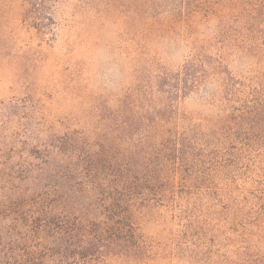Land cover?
Here are the masks:
<instances>
[{
    "label": "rangeland",
    "instance_id": "374dc122",
    "mask_svg": "<svg viewBox=\"0 0 264 264\" xmlns=\"http://www.w3.org/2000/svg\"><path fill=\"white\" fill-rule=\"evenodd\" d=\"M48 3L37 14L28 0H0V264H17L24 250L9 248L17 238L25 237L27 251L48 245L30 232L35 203L49 185L40 160L53 136L75 139V157L124 158L138 154L147 128L121 125L168 108L160 128L203 126L194 135L214 150L229 133L212 129L230 109L222 97L227 71L241 83L243 99L258 91L264 101V0ZM196 52L224 70L169 102L157 78L178 73ZM124 100L128 108L117 115ZM238 132L254 141L250 170L240 164L225 171L217 159L187 182L158 185L134 203L143 255H107L97 264H264V112Z\"/></svg>",
    "mask_w": 264,
    "mask_h": 264
},
{
    "label": "trees",
    "instance_id": "16d2710c",
    "mask_svg": "<svg viewBox=\"0 0 264 264\" xmlns=\"http://www.w3.org/2000/svg\"><path fill=\"white\" fill-rule=\"evenodd\" d=\"M37 1L28 0L40 14L38 8L48 9L51 0H41L40 4ZM30 18L35 28H41L38 17ZM222 70V62L196 52L178 73L164 71L157 78L156 86L170 102L199 90L212 73ZM225 75L222 97L230 109L223 112L212 129L218 127L229 133L222 136L226 139L225 145L217 149H209L207 143L198 142L195 129L203 126L195 124L182 132L160 128L159 120H168V108H156L147 111L146 116L143 113L141 117H130L121 125L124 129L147 128V134L138 142V154L124 158L102 153L75 157L77 147L72 145L76 144L75 139L69 135L53 136L47 154L40 160L42 172H49L46 179L49 185L44 187L46 189L35 203L30 232L39 240L47 238L48 245L40 243L37 250L27 251L22 249L25 237L15 239L9 248L24 250L19 253L17 264H47L46 260L51 264H97L107 255L141 256L144 248L135 223V202L145 201L149 193L153 194L164 182L169 185L174 180L187 182L200 165L216 163L217 159L225 171L240 167V164H246L250 170L254 160L247 153L250 155L253 151L254 141L238 137L241 133L238 131L253 128L264 112V101L258 91L246 93L243 99L241 83L230 77L228 71ZM127 108L124 100L117 115ZM208 132L209 137L215 138L216 131ZM230 139L233 141H228ZM57 155L65 158L60 160Z\"/></svg>",
    "mask_w": 264,
    "mask_h": 264
}]
</instances>
